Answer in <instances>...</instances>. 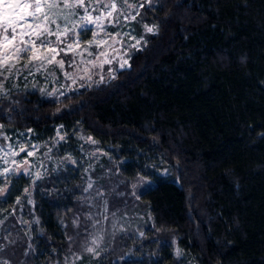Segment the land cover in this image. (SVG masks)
Returning a JSON list of instances; mask_svg holds the SVG:
<instances>
[{
    "label": "trees",
    "instance_id": "obj_1",
    "mask_svg": "<svg viewBox=\"0 0 264 264\" xmlns=\"http://www.w3.org/2000/svg\"><path fill=\"white\" fill-rule=\"evenodd\" d=\"M136 18L157 32L113 79L0 97V125L65 130L0 222V264H264V0H148ZM80 144L104 155L95 207L85 174L53 166Z\"/></svg>",
    "mask_w": 264,
    "mask_h": 264
},
{
    "label": "rangeland",
    "instance_id": "obj_2",
    "mask_svg": "<svg viewBox=\"0 0 264 264\" xmlns=\"http://www.w3.org/2000/svg\"><path fill=\"white\" fill-rule=\"evenodd\" d=\"M147 2L148 0H84L85 7L61 6L53 9L49 14L55 23H47L53 34L44 32L40 40H36L34 34L31 37L39 47L36 53L39 59H31L32 52L27 51L20 53L18 59L9 61L12 65L11 71L0 68V97L7 96L13 89L25 88L38 90L48 97L60 96L113 79L115 72L129 67L130 49L140 50L143 47V35L157 32L154 25L137 21L139 8ZM113 4L114 9L111 7ZM43 28L42 24L41 29ZM24 39L28 40L29 37L25 36ZM64 132L59 127L50 132L37 133L31 130H12L0 125V201L6 200L4 206H0V222L13 212L14 206H21L19 195L25 193L24 186L44 174V145L48 139L62 141ZM87 142V146L94 144L91 140ZM79 152L84 157L82 160L68 152L53 166L60 164L62 167L79 169L85 174L84 191L88 195V203L95 207L92 200H98L102 194L97 189L101 173L93 178L90 171L96 170L95 164L104 155L101 149L89 151L84 144L80 146ZM85 160H92V163L82 167L81 163ZM150 182L146 179V182L134 183L133 189L134 186L146 188ZM11 199L12 204L8 209ZM105 211L106 206L103 203L98 212L103 214L102 221L106 217ZM115 219L111 222L112 226ZM117 219L124 223L126 214ZM103 230V226L98 227L93 237L90 246L93 258H97L102 252Z\"/></svg>",
    "mask_w": 264,
    "mask_h": 264
},
{
    "label": "snow or ice",
    "instance_id": "obj_3",
    "mask_svg": "<svg viewBox=\"0 0 264 264\" xmlns=\"http://www.w3.org/2000/svg\"><path fill=\"white\" fill-rule=\"evenodd\" d=\"M61 6L85 7L84 0H0V68L11 71L9 61L18 59L20 53L27 51L32 52L31 59H39L36 55L39 51L36 40H40L44 32L53 34L47 27L48 22L55 23L49 13ZM111 7L114 9L115 4ZM148 31L151 32L152 29ZM33 34L36 40L31 39ZM25 36L29 39L25 40ZM88 251L91 252L92 249L89 248Z\"/></svg>",
    "mask_w": 264,
    "mask_h": 264
}]
</instances>
